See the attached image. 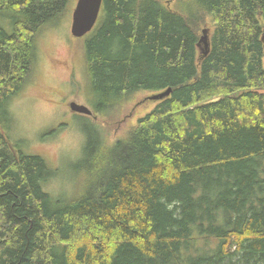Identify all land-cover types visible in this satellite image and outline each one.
<instances>
[{
    "label": "trees",
    "instance_id": "trees-1",
    "mask_svg": "<svg viewBox=\"0 0 264 264\" xmlns=\"http://www.w3.org/2000/svg\"><path fill=\"white\" fill-rule=\"evenodd\" d=\"M175 1L103 0L78 39L97 114L172 91L127 138L91 133L66 195L8 132L72 0H0V264H264V0Z\"/></svg>",
    "mask_w": 264,
    "mask_h": 264
},
{
    "label": "rangeland",
    "instance_id": "rangeland-1",
    "mask_svg": "<svg viewBox=\"0 0 264 264\" xmlns=\"http://www.w3.org/2000/svg\"><path fill=\"white\" fill-rule=\"evenodd\" d=\"M177 1L172 3L173 9H177ZM77 4L78 0H72L61 24L42 33L34 79L14 101V120L7 131L14 144L19 143L29 154H42L51 169L57 170V176L48 184L54 194L74 193L73 172H77L76 165L91 133L104 136L108 144L125 139L140 118L158 105L152 100L158 92L142 91L97 114L94 96L85 83L82 43L70 33ZM73 102L88 107L93 116L72 112ZM80 178L78 172V184Z\"/></svg>",
    "mask_w": 264,
    "mask_h": 264
},
{
    "label": "water",
    "instance_id": "water-1",
    "mask_svg": "<svg viewBox=\"0 0 264 264\" xmlns=\"http://www.w3.org/2000/svg\"><path fill=\"white\" fill-rule=\"evenodd\" d=\"M103 6V0H78V4L75 7V10L73 12V22H72V28L71 33L72 35L77 38L81 39L85 37L86 35L90 34L91 31L95 29V27L98 24L102 7ZM209 30L205 28L203 31V36L201 40H199V47L202 49V53L204 55L208 54L210 50V42H209ZM170 91L167 90L165 92H161L157 94L152 100L154 101H161L165 98H168L171 94ZM70 109L74 113L92 116L93 112L88 109V107L84 105H79L77 103H71Z\"/></svg>",
    "mask_w": 264,
    "mask_h": 264
}]
</instances>
